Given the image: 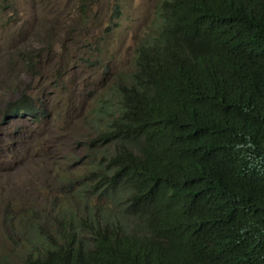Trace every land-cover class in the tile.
<instances>
[{
	"label": "trees",
	"instance_id": "obj_1",
	"mask_svg": "<svg viewBox=\"0 0 264 264\" xmlns=\"http://www.w3.org/2000/svg\"><path fill=\"white\" fill-rule=\"evenodd\" d=\"M37 51L19 55L27 70ZM106 72L68 134L82 171L62 155L48 201L4 214L18 246L0 264H264V0H157L127 66ZM2 114L47 110L20 90Z\"/></svg>",
	"mask_w": 264,
	"mask_h": 264
},
{
	"label": "rangeland",
	"instance_id": "obj_2",
	"mask_svg": "<svg viewBox=\"0 0 264 264\" xmlns=\"http://www.w3.org/2000/svg\"><path fill=\"white\" fill-rule=\"evenodd\" d=\"M156 3L0 0V259L11 258L18 246L15 236L6 238L4 214L14 216L21 213L20 209L23 213L32 204L38 210L55 193L49 165H57L64 155L69 157L65 168L68 172L82 171L83 151L75 137L68 134L83 96L101 85L102 66L108 68V77L127 66ZM115 4L120 11L118 24L104 35ZM96 38L102 52L98 68H93L81 58L87 52L86 41L91 49ZM43 42H51V48H39ZM36 51L40 62L27 70L19 55ZM20 90L45 103L47 116L39 123L27 117L3 116L6 101Z\"/></svg>",
	"mask_w": 264,
	"mask_h": 264
}]
</instances>
